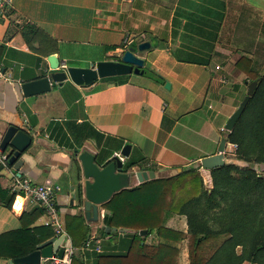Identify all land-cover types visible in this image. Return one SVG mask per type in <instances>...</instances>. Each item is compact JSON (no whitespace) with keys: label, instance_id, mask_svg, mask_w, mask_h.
<instances>
[{"label":"crops","instance_id":"crops-1","mask_svg":"<svg viewBox=\"0 0 264 264\" xmlns=\"http://www.w3.org/2000/svg\"><path fill=\"white\" fill-rule=\"evenodd\" d=\"M126 35L132 41H150L151 47L138 54L163 81L130 73L121 84L100 78L77 85L67 77L61 83L52 82L48 91L22 93L21 82L45 73L49 54L67 64L90 66L115 58L124 49ZM206 36L215 39L207 64L173 55V50L197 53V37ZM263 41L264 0H12L0 12V70L9 76L0 75V140L6 128L14 125L30 133L32 143L20 155L19 169L5 160L9 148L0 150V189L6 191L7 201L4 204L0 198V233L21 227L24 211H40L30 225L49 220L38 203L14 189L19 176L59 185L56 204L64 229L67 213L82 214L74 197L76 180L70 164L75 148L97 152L92 131L103 133V140L108 136L112 142L129 143L130 153L143 157L140 164L128 168V186L139 183L136 170H153L148 168L153 165L155 177L173 175L184 166H198L202 177L210 176L200 158L218 151L221 129L232 112L213 103L222 99L219 81L224 77L219 71L233 67L230 57L263 53L259 44ZM51 132L65 133L74 146L60 144ZM229 144L226 141L225 148ZM113 147L111 155L121 149ZM105 212L100 205L98 219L85 221L90 227L88 239L100 250L118 249L127 229H118L121 234H101L98 229ZM165 225L187 229L184 214H172ZM140 235L147 244L162 241L147 229ZM181 252L180 248L179 258ZM75 254L84 261L94 255L92 248ZM0 264L20 263L0 258ZM241 264L255 263L244 260Z\"/></svg>","mask_w":264,"mask_h":264},{"label":"trees","instance_id":"trees-1","mask_svg":"<svg viewBox=\"0 0 264 264\" xmlns=\"http://www.w3.org/2000/svg\"><path fill=\"white\" fill-rule=\"evenodd\" d=\"M214 40L208 36L197 37V53H180L179 50L172 53L180 60L207 64ZM136 43L131 41L130 45ZM253 62L252 57L242 53L233 63L251 80H258L234 127L223 131L226 141L236 144V160L210 169L211 186L204 184L198 166H190L182 167L173 175L149 178L114 192L101 205L106 209L103 226L111 230L106 231L104 227L98 230L101 234H121L118 229L126 228L119 241L121 247H103L100 251L92 248L91 261H84L74 253L72 264H178L180 247L177 243L184 238H187L188 264H241L244 260L264 264V174L255 169L264 165V71L256 72ZM148 75L163 81L153 69L148 70ZM128 76L120 74L101 79L121 84ZM90 134L98 148L96 160L99 163L112 156L113 146L124 145L120 140L112 142L108 136L103 140L104 134L97 130ZM50 135L60 144L74 146L63 132ZM141 158L131 152L124 160V169L140 164ZM5 160L11 165L7 158ZM148 168L155 170L154 165ZM5 193L0 189L4 204L7 203ZM39 213L36 209L22 212L21 227L0 233V258L27 254L55 235L51 224L30 225ZM175 213L185 215L186 231L165 225L167 217ZM85 221L84 214L65 215V229L73 246H83L88 239L90 227ZM140 229L154 231L162 241L147 244L139 234Z\"/></svg>","mask_w":264,"mask_h":264},{"label":"water","instance_id":"water-1","mask_svg":"<svg viewBox=\"0 0 264 264\" xmlns=\"http://www.w3.org/2000/svg\"><path fill=\"white\" fill-rule=\"evenodd\" d=\"M151 47L148 40H142L135 45L117 52L113 59H103L96 61L90 66H78L67 64L65 68L59 66L60 59L54 53L47 56L48 67L45 73L37 78L23 81L20 83L22 93L25 96L34 95L48 91L52 87V82L61 83L67 77L77 85H88L93 83L98 78L106 76H114L120 74H148V68L144 65V58L138 54L139 51ZM257 79H253L247 83V90L243 98L240 100L237 107L227 117L223 128L231 130L236 120L241 115L247 101L252 95L257 84ZM169 87V82L165 83ZM32 135L23 129H17L14 125H9L2 135L0 140V150L5 151L9 148L7 159L13 164L15 169H19L22 164L20 155L31 145ZM226 138L221 137L216 153L206 155L200 158L201 166L207 169L222 165L226 162L224 158ZM131 145L125 143L119 153L125 158L130 153ZM74 156L71 160L70 168L74 165V177L76 180V205L79 211L84 214L86 220L94 221L98 219L99 206L110 198V196L128 186L130 171L124 169L125 161L119 155L113 154L103 163L96 160V153H92L86 149L75 148ZM190 166H184L185 169ZM69 168V169H70ZM181 167H178L179 171ZM139 182L155 177L153 170L141 168L135 171ZM74 185H72V188ZM74 198L71 199L73 203ZM106 231L111 227L102 226ZM114 229V227H112ZM119 228V231H123ZM146 229H140L139 234H144ZM64 234L51 236L41 242L33 251L10 258V262L20 264H38L41 257L52 256L55 254L62 257L64 254L63 245Z\"/></svg>","mask_w":264,"mask_h":264},{"label":"built area","instance_id":"built-area-1","mask_svg":"<svg viewBox=\"0 0 264 264\" xmlns=\"http://www.w3.org/2000/svg\"><path fill=\"white\" fill-rule=\"evenodd\" d=\"M11 1L12 0H0V12L4 11ZM131 41L132 39L127 35L123 38L124 49L130 46ZM59 66L65 68L67 66L66 61H60ZM0 75L5 78L9 77L1 70ZM114 154H117L122 159H124V157L119 152ZM14 189L30 198L32 201H35L44 209V212L49 216V220L46 221V224H51L53 226L56 236L60 235L61 233L64 234L62 242L64 245L63 256L58 257L53 254L52 256L41 257L38 264H72L71 257L75 252L91 248L100 250V246L98 244L94 245L92 239H87L85 245L83 246H73L71 244L69 234L61 224L58 207L56 204V193L59 190L58 184L44 182L39 183L31 180L28 177L19 176L16 180Z\"/></svg>","mask_w":264,"mask_h":264},{"label":"rangeland","instance_id":"rangeland-1","mask_svg":"<svg viewBox=\"0 0 264 264\" xmlns=\"http://www.w3.org/2000/svg\"><path fill=\"white\" fill-rule=\"evenodd\" d=\"M260 46H262V49H264V41L259 43ZM239 56V55H238ZM236 57H230L228 60L232 63H234L231 59H236ZM254 62L253 67L258 73H262L264 71V52L263 53H255L254 55H250ZM227 61V60H225ZM235 61V60H234ZM69 64H71L69 62ZM220 75L224 78H221L219 81V91L221 92L222 99L218 101H213L215 104L214 106L218 107L221 106L222 108H225L226 110L233 111L237 105L239 104L240 100L242 99V95L246 93L247 90V83L251 80V78L243 73L242 71L238 70L234 64L228 67V69H220ZM151 77V76H150ZM153 78V77H152ZM100 79V78H98ZM221 131H225V129H221ZM230 144L225 148L224 156L226 158V161H234L235 159V148L236 144L229 142ZM236 160V159H235ZM237 162V161H236ZM258 173L264 174V165L263 166H257L255 167ZM203 182L206 186H211V177L209 176V173L203 177ZM180 248H181V254H180V263L181 264H188V251L187 249V238L182 239L179 242Z\"/></svg>","mask_w":264,"mask_h":264}]
</instances>
